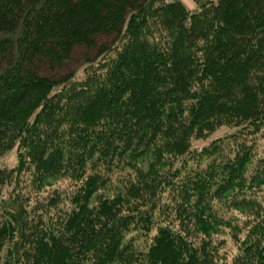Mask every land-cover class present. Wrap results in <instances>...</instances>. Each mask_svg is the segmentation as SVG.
<instances>
[{
    "label": "trees",
    "instance_id": "1",
    "mask_svg": "<svg viewBox=\"0 0 264 264\" xmlns=\"http://www.w3.org/2000/svg\"><path fill=\"white\" fill-rule=\"evenodd\" d=\"M194 1L0 0V264H264V0Z\"/></svg>",
    "mask_w": 264,
    "mask_h": 264
},
{
    "label": "rangeland",
    "instance_id": "2",
    "mask_svg": "<svg viewBox=\"0 0 264 264\" xmlns=\"http://www.w3.org/2000/svg\"><path fill=\"white\" fill-rule=\"evenodd\" d=\"M183 5L190 11H193L197 9V4L195 3L194 0H180ZM81 76V75H79ZM223 132H226L225 128H220L218 129L214 134H212L207 140H199L196 141L195 145H202L204 142H207L211 140L212 138L221 135ZM18 162L17 159V148L14 146L10 150H8L6 153L0 156V168H11L15 166ZM68 180H63L60 184L61 189L66 188V185L68 184ZM226 211V209H225ZM225 213L232 214L229 211H226Z\"/></svg>",
    "mask_w": 264,
    "mask_h": 264
}]
</instances>
